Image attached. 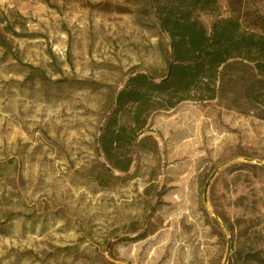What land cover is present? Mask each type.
I'll return each instance as SVG.
<instances>
[{
	"label": "rangeland",
	"instance_id": "1",
	"mask_svg": "<svg viewBox=\"0 0 264 264\" xmlns=\"http://www.w3.org/2000/svg\"><path fill=\"white\" fill-rule=\"evenodd\" d=\"M231 10L261 31L264 0L198 18ZM168 43L149 0H0V264H264V168L237 167L264 161V120L183 101L149 115L127 172L105 162L118 91L159 79Z\"/></svg>",
	"mask_w": 264,
	"mask_h": 264
},
{
	"label": "trees",
	"instance_id": "2",
	"mask_svg": "<svg viewBox=\"0 0 264 264\" xmlns=\"http://www.w3.org/2000/svg\"><path fill=\"white\" fill-rule=\"evenodd\" d=\"M219 1L149 0L169 38V56L159 79L137 72L118 91L116 110L97 139L110 169L127 172L130 153L142 141L149 115L183 101H214L219 107L264 120V16H258L259 32L244 25L235 10L228 16L217 14L208 30L198 15L214 12Z\"/></svg>",
	"mask_w": 264,
	"mask_h": 264
},
{
	"label": "water",
	"instance_id": "3",
	"mask_svg": "<svg viewBox=\"0 0 264 264\" xmlns=\"http://www.w3.org/2000/svg\"><path fill=\"white\" fill-rule=\"evenodd\" d=\"M236 160H237V159H231V160H229V161H227V162H224V163H222L221 165H219V166L213 171V173L210 175V177L208 178V180L206 181V183H205V185H204V189H203V202H204V204L207 206V208H208L209 210H210V208H209V206H208V204H207V189H208V186H209V184H210L211 179L214 177V175L216 174V172H217V170H218L219 168L225 166V165L228 164V163H231V162H233V161H236ZM243 161H245V162H247V163H252V164H255V165H258V166H261V167L264 168V161H262V160H259V159H252V158H243ZM212 214H213L214 218L216 219V221H217L218 223H220V221H219L218 217L215 215V213L212 212ZM220 224H221V223H220ZM229 251H230V246H229V243H228V245H227V253H229ZM225 262H226V260L224 261V263H225Z\"/></svg>",
	"mask_w": 264,
	"mask_h": 264
}]
</instances>
